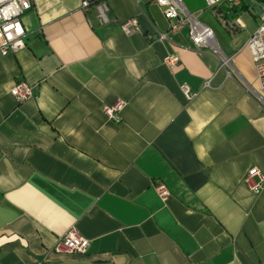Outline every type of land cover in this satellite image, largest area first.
Returning <instances> with one entry per match:
<instances>
[{
  "label": "crops",
  "instance_id": "obj_1",
  "mask_svg": "<svg viewBox=\"0 0 264 264\" xmlns=\"http://www.w3.org/2000/svg\"><path fill=\"white\" fill-rule=\"evenodd\" d=\"M84 1L98 0H30L25 48L0 58V264H264V188L241 183L250 168L264 178V107L245 47L258 2L211 11L213 50L196 49L187 27L169 33L155 0H104V26ZM130 19L140 31L127 36ZM19 81L34 88L21 104L9 93ZM119 103L115 123L102 108ZM72 229L86 254L54 253Z\"/></svg>",
  "mask_w": 264,
  "mask_h": 264
},
{
  "label": "built area",
  "instance_id": "obj_2",
  "mask_svg": "<svg viewBox=\"0 0 264 264\" xmlns=\"http://www.w3.org/2000/svg\"><path fill=\"white\" fill-rule=\"evenodd\" d=\"M242 0H204L206 9L216 12L217 7L226 4L230 8L240 7ZM252 2L256 0H250ZM155 4L162 10L164 19L169 23V33H177L183 28H188V37L196 49H201L209 45L215 50L213 35L210 29L199 23L192 14L184 7L181 0H155ZM260 5L259 26L250 36L245 47L250 54L254 64L256 82L258 84L259 100L264 107V0ZM92 8L94 18L99 26L110 23L108 18L109 8L104 0L93 3L84 1L81 3V10L86 13ZM31 9L30 0H0V58L9 54H15L25 48V31L21 23L23 15ZM89 27L93 28V23L87 19ZM230 32L234 31V25L226 27ZM120 30L125 35H131L140 31L137 19H130L120 25ZM167 34L158 35L159 40H166ZM179 63L176 55H171L165 60V65L172 69ZM209 86V82L206 84ZM33 87L23 81L17 82L10 90L11 97L21 104L33 98ZM181 92L188 100L192 94L186 86L181 88ZM123 105L121 103L111 107L102 108L104 116L115 123L121 121L119 112ZM241 183L254 195L258 196L264 188V178L257 168H250L241 177ZM154 191L158 198L166 203L170 197L169 190L161 183L155 185ZM88 248V241L80 236L74 229L67 232L54 245L52 251L56 254L85 255Z\"/></svg>",
  "mask_w": 264,
  "mask_h": 264
},
{
  "label": "rangeland",
  "instance_id": "obj_3",
  "mask_svg": "<svg viewBox=\"0 0 264 264\" xmlns=\"http://www.w3.org/2000/svg\"><path fill=\"white\" fill-rule=\"evenodd\" d=\"M211 11L210 9H204L202 14H194L193 17L203 25H212L215 19L212 17Z\"/></svg>",
  "mask_w": 264,
  "mask_h": 264
},
{
  "label": "trees",
  "instance_id": "obj_4",
  "mask_svg": "<svg viewBox=\"0 0 264 264\" xmlns=\"http://www.w3.org/2000/svg\"><path fill=\"white\" fill-rule=\"evenodd\" d=\"M257 2H259V3H262L263 2V0H256Z\"/></svg>",
  "mask_w": 264,
  "mask_h": 264
}]
</instances>
